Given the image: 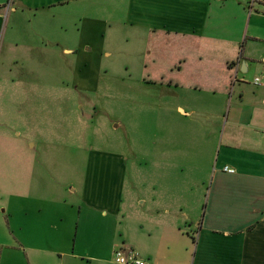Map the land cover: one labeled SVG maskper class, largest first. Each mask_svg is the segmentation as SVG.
Listing matches in <instances>:
<instances>
[{"label": "rangeland", "instance_id": "rangeland-1", "mask_svg": "<svg viewBox=\"0 0 264 264\" xmlns=\"http://www.w3.org/2000/svg\"><path fill=\"white\" fill-rule=\"evenodd\" d=\"M128 1L118 0L120 9ZM249 3L264 14V0ZM53 10L0 0V230L11 234L0 241L15 255L13 236L61 252L76 246L80 259L70 264H91L89 257L115 264L112 245L121 243L125 224L149 216L154 198L193 202L187 222L173 216L176 235L197 241L228 133L213 135L208 90L167 83L176 45L159 33L133 32L122 22L81 36L74 20L60 32L48 21ZM247 30L238 52L251 47L255 55L224 112L238 103L254 109L262 129L249 145L264 156V18Z\"/></svg>", "mask_w": 264, "mask_h": 264}, {"label": "crops", "instance_id": "crops-1", "mask_svg": "<svg viewBox=\"0 0 264 264\" xmlns=\"http://www.w3.org/2000/svg\"><path fill=\"white\" fill-rule=\"evenodd\" d=\"M14 1L21 9L54 8L55 20L48 21L60 32L70 31L74 20L80 35L120 28L122 22L133 32L159 33L162 43L176 45L175 61L169 63L163 78L168 84L189 91L206 88L214 108L213 135H220L228 127L227 141H222L219 149L222 169L210 191L197 241L195 237L191 241L184 234L176 235L173 216L179 212L187 222L190 215L185 210L193 202L186 201L184 205L183 200L170 203L154 198L149 216H143L137 226L125 224L122 241L112 245L113 252L123 246L125 251L137 252L146 264H264V156L255 149V142L249 145L256 141L254 134L262 128H257L258 114L242 103L235 104L231 115L224 112L231 88L245 80L239 78L240 74L250 71L249 61L255 55L251 47L239 55L244 31L251 26L254 31L258 28L263 11L250 6L249 0H129L121 9L118 0ZM257 37L250 33L249 39L256 41ZM239 99L243 102V94ZM178 110L187 115L184 109ZM194 112L188 114L192 116ZM225 167L234 173L225 172ZM100 215L108 216L105 211ZM8 226L11 227L9 223ZM2 234L11 236L6 227L0 230ZM13 239L20 254H13L8 250L12 247L0 241V264L4 259V264H56L57 259L60 264H70L68 261L80 259L75 254L76 246L72 252H61L20 244L16 236ZM87 261L107 264L102 257H89Z\"/></svg>", "mask_w": 264, "mask_h": 264}, {"label": "built area", "instance_id": "built-area-1", "mask_svg": "<svg viewBox=\"0 0 264 264\" xmlns=\"http://www.w3.org/2000/svg\"><path fill=\"white\" fill-rule=\"evenodd\" d=\"M255 1V0H254ZM260 80L255 79V85H259ZM225 172L234 173L233 169L228 167L224 168ZM115 263L116 264H146L141 256L135 251H125L123 249L115 250Z\"/></svg>", "mask_w": 264, "mask_h": 264}, {"label": "water", "instance_id": "water-1", "mask_svg": "<svg viewBox=\"0 0 264 264\" xmlns=\"http://www.w3.org/2000/svg\"><path fill=\"white\" fill-rule=\"evenodd\" d=\"M244 72H246V70H243Z\"/></svg>", "mask_w": 264, "mask_h": 264}]
</instances>
